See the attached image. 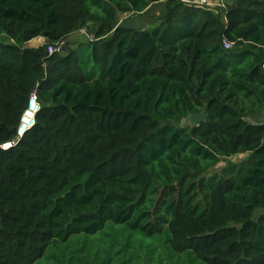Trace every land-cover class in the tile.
Segmentation results:
<instances>
[{
    "label": "trees",
    "instance_id": "obj_1",
    "mask_svg": "<svg viewBox=\"0 0 264 264\" xmlns=\"http://www.w3.org/2000/svg\"><path fill=\"white\" fill-rule=\"evenodd\" d=\"M219 9L0 0V145L41 105L0 148V264H264V0Z\"/></svg>",
    "mask_w": 264,
    "mask_h": 264
},
{
    "label": "built area",
    "instance_id": "obj_2",
    "mask_svg": "<svg viewBox=\"0 0 264 264\" xmlns=\"http://www.w3.org/2000/svg\"><path fill=\"white\" fill-rule=\"evenodd\" d=\"M179 1L189 6L206 7V8H209L210 10H213V6H214L211 0H179ZM222 6L224 7V3ZM83 33L87 36V34L84 31ZM87 37H89L90 40L92 39V37L90 36H87ZM224 45L226 48L231 47V43L228 42L226 39L224 40ZM62 46H63V42L59 44L58 47L50 46L49 52L53 53L55 51H59L60 47ZM40 109H41V105H40L38 96L36 92H33L29 99L28 107L24 111L21 117L20 125L17 131V138L0 145V148L2 150L4 151L10 150L11 148L19 144L20 140L24 137V135L35 126L37 113L40 111Z\"/></svg>",
    "mask_w": 264,
    "mask_h": 264
},
{
    "label": "crops",
    "instance_id": "obj_3",
    "mask_svg": "<svg viewBox=\"0 0 264 264\" xmlns=\"http://www.w3.org/2000/svg\"><path fill=\"white\" fill-rule=\"evenodd\" d=\"M213 10L218 11L222 8L225 0H211ZM166 10V2H157L149 6L141 15H122L119 19V24L129 28L147 29L156 26L157 19L161 17ZM82 37L83 31L79 32ZM39 39V38H38ZM32 43V42H31ZM30 43V44H31Z\"/></svg>",
    "mask_w": 264,
    "mask_h": 264
},
{
    "label": "rangeland",
    "instance_id": "obj_4",
    "mask_svg": "<svg viewBox=\"0 0 264 264\" xmlns=\"http://www.w3.org/2000/svg\"><path fill=\"white\" fill-rule=\"evenodd\" d=\"M77 39H80V34H74L68 40H66V42L76 41ZM44 42H45V39L44 38H39V39L33 40L32 43L31 44H28V45H30V46H36L37 47V46L43 44ZM263 120H264V112L261 114V117L258 120V122L259 121H263ZM249 121L256 122V121H254L252 119H250ZM246 157H247V155H238V156H233V157H230V158H225L214 169L210 170L209 175L220 174L222 172V170L226 166H228L229 164H239V163L243 162ZM262 212H264V210H258L256 212V214H255L256 218Z\"/></svg>",
    "mask_w": 264,
    "mask_h": 264
},
{
    "label": "water",
    "instance_id": "obj_5",
    "mask_svg": "<svg viewBox=\"0 0 264 264\" xmlns=\"http://www.w3.org/2000/svg\"><path fill=\"white\" fill-rule=\"evenodd\" d=\"M207 120V106L203 109V111L199 114H191L187 117V119L182 120V124H190L197 125L199 123L205 122Z\"/></svg>",
    "mask_w": 264,
    "mask_h": 264
}]
</instances>
